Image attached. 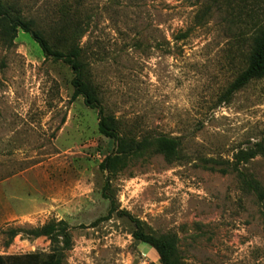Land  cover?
Instances as JSON below:
<instances>
[{"label":"rangeland","instance_id":"obj_1","mask_svg":"<svg viewBox=\"0 0 264 264\" xmlns=\"http://www.w3.org/2000/svg\"><path fill=\"white\" fill-rule=\"evenodd\" d=\"M7 1L48 36L71 18L122 132L180 147L171 163L153 152L103 172L117 143L99 133L98 110L72 99L71 68L22 30L12 44L0 35V210L18 214L0 229V255L50 253L30 233L56 219L72 236L64 264H159L137 223L174 236L181 264H264V79L224 99L248 67L264 0Z\"/></svg>","mask_w":264,"mask_h":264},{"label":"trees","instance_id":"obj_2","mask_svg":"<svg viewBox=\"0 0 264 264\" xmlns=\"http://www.w3.org/2000/svg\"><path fill=\"white\" fill-rule=\"evenodd\" d=\"M41 24L34 18L24 16L21 8L7 0H0V35L4 42L12 44L17 38L19 30L28 33L39 45L44 56L54 61H62L73 71L72 86L74 93L72 99L79 97L84 99L85 105L99 112V133L117 143V151L114 155L107 156L100 165L103 172L116 173L128 166L131 157L143 156L148 153L163 155L168 162H172L177 156L180 140L177 138H143L125 135L122 132L120 121L111 114L106 113L102 99L96 86L89 77L87 63L84 62V52L77 43L82 35L79 26L71 18L63 17L57 22L52 35H45L40 29ZM264 79V26L258 29L254 48L249 58L248 67L229 86L224 94V99L229 100L235 93L243 89L251 81ZM259 148L263 149L262 145ZM250 187L258 192V185ZM109 181L103 188V197L111 200V207L105 219L117 211L113 198L108 195ZM70 226L64 220L53 219L40 228L32 229L31 235L35 237H47L51 240L52 251L48 254L29 253L25 255H0V264H64L65 252L72 246ZM18 231L12 232V236ZM135 240L147 244L154 249L159 256V264H181L176 249V239L172 235L156 237L144 231L137 223L133 233Z\"/></svg>","mask_w":264,"mask_h":264},{"label":"crops","instance_id":"obj_3","mask_svg":"<svg viewBox=\"0 0 264 264\" xmlns=\"http://www.w3.org/2000/svg\"><path fill=\"white\" fill-rule=\"evenodd\" d=\"M16 218H18V214L16 211H14V212L7 211V210L3 211L1 209L0 210V229H2L4 223L9 222V221L16 219Z\"/></svg>","mask_w":264,"mask_h":264},{"label":"built area","instance_id":"obj_4","mask_svg":"<svg viewBox=\"0 0 264 264\" xmlns=\"http://www.w3.org/2000/svg\"><path fill=\"white\" fill-rule=\"evenodd\" d=\"M15 248H17V249H18V248H21V247H18V246H16Z\"/></svg>","mask_w":264,"mask_h":264}]
</instances>
